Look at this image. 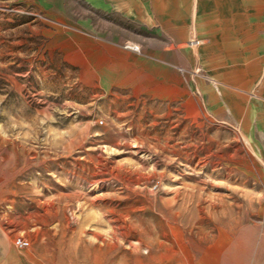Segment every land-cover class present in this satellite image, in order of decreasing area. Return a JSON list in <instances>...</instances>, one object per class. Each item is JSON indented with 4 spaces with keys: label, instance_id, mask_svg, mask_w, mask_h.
Here are the masks:
<instances>
[{
    "label": "rangeland",
    "instance_id": "rangeland-1",
    "mask_svg": "<svg viewBox=\"0 0 264 264\" xmlns=\"http://www.w3.org/2000/svg\"><path fill=\"white\" fill-rule=\"evenodd\" d=\"M149 1L165 3L149 44L183 17L186 40L164 29L161 59L127 40L143 57L105 60L77 55L36 5L0 0V264H264V74L238 90L253 119L220 120L195 0Z\"/></svg>",
    "mask_w": 264,
    "mask_h": 264
},
{
    "label": "crops",
    "instance_id": "crops-1",
    "mask_svg": "<svg viewBox=\"0 0 264 264\" xmlns=\"http://www.w3.org/2000/svg\"><path fill=\"white\" fill-rule=\"evenodd\" d=\"M3 1L36 5L43 11L46 20L60 28L62 36H67L62 38V42L78 43L73 49H77V55L81 54L84 59L90 57L91 48L97 57L105 60L118 58L116 54L121 57H143L120 45L127 40L139 43L146 57L151 52V55L161 59L164 55V29L178 35L180 41L186 40L190 33L189 19L183 17L168 23V28L164 23L157 24L158 43L156 46L149 44V27L154 22L165 20L163 1L152 5L149 0ZM259 5L253 0H204L197 4L195 0L191 11L192 21L195 19L199 25L197 32L204 34L205 52H208V108L222 121L253 119L251 110L247 113L249 117H243L237 107L238 90L255 89L262 82L264 74V53L259 30L255 28L258 24L256 7ZM152 9L157 11L156 18L150 12ZM185 10H188L187 5ZM101 20H107L109 28H104ZM200 26H203V30H200ZM134 30L139 39L133 38ZM116 41L120 43L117 45ZM94 72L102 73L100 69ZM99 80L104 87L109 85L107 79L101 81V75ZM259 120L262 123L260 129L264 132V114L256 122ZM244 131L248 137L252 136L247 126Z\"/></svg>",
    "mask_w": 264,
    "mask_h": 264
},
{
    "label": "built area",
    "instance_id": "built-area-1",
    "mask_svg": "<svg viewBox=\"0 0 264 264\" xmlns=\"http://www.w3.org/2000/svg\"><path fill=\"white\" fill-rule=\"evenodd\" d=\"M154 186H157V183ZM14 244L18 248H26L30 245V242L27 238H25L23 236H17L14 239Z\"/></svg>",
    "mask_w": 264,
    "mask_h": 264
}]
</instances>
